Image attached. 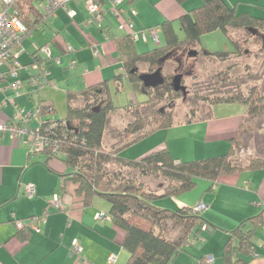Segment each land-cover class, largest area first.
<instances>
[{
	"label": "trees",
	"instance_id": "16d2710c",
	"mask_svg": "<svg viewBox=\"0 0 264 264\" xmlns=\"http://www.w3.org/2000/svg\"><path fill=\"white\" fill-rule=\"evenodd\" d=\"M44 1L13 0L9 4L10 11L15 12L27 27L23 39L36 28H43L47 16L55 12L56 9L48 14L44 10L47 5H43ZM78 1L84 4L82 0ZM127 1L131 2V0ZM176 1L183 3L186 0ZM107 24L101 27L95 25L103 33V30L109 26ZM176 24L183 31V38L176 31ZM77 27L85 38V44L92 46L93 41L88 32L82 26ZM160 27L164 44L160 41L155 47L144 52H139L135 42L126 34L114 39L123 68V71L114 78L116 87L120 89L126 80L132 92L147 95L144 101L137 103L131 101L126 106L127 109L134 108L132 112L134 118L123 127L121 147L109 150L104 145L109 116L117 110L112 102L108 83L78 91H67L68 109L64 118L54 117L56 111L54 103L49 104L47 99L42 98L38 100L42 107L38 124L49 144L37 154L44 156L42 163L49 171L60 177L62 182L60 192L67 191V185L70 182L75 186L74 194L84 205H92L97 197L109 203L112 221L123 230L121 245L129 254L125 264H171L176 256L186 249V246L191 245L189 243L191 235L197 237L204 227L212 228L202 212L194 211L193 207L185 206L176 211H170L155 206L153 201L156 198L174 197L187 192L196 185L198 179L205 178L215 182L225 175L241 171L264 170V155H251L246 159L238 156L243 136L249 131L248 118L259 114L264 115V91L258 84L248 90L247 94H226L223 95L225 97L217 95L209 100L206 96L202 99L209 103L210 107L220 102L236 101L242 102L246 107L239 131L229 140L227 153L202 159L179 160L167 147H163L138 159L118 155L120 148L141 140L157 129L170 128L176 124L173 109L165 111L164 108H152L149 110L152 116L150 120L147 112H142L140 106L151 104L155 99L159 101L172 98L167 101H174L173 96L179 99L183 95L181 91L174 89L172 83L175 77H179L181 85H184L185 77L193 72L192 70L187 72L184 69L186 68L185 50L195 51L194 57L197 60L204 57L208 61L216 60L219 63L238 58L243 52L241 41L236 37L237 32L246 31L249 35L258 31L264 32V16L258 17L250 13L239 14L225 0H202L200 6L192 8L174 20L166 19ZM218 29L231 40L232 50L211 52L204 50L201 46L202 36ZM189 55L191 56L190 53ZM53 59L54 57L51 56L44 57L40 49L36 48L31 52V60L28 64L42 63L49 69ZM170 65H174L175 68L172 69ZM236 65L232 63L227 68L232 70ZM159 68H161L164 83L156 87H145L140 75L152 73ZM218 76L224 82L229 81L227 74L219 73ZM19 77L27 80L28 75L25 76L22 73ZM3 80L0 81L4 82ZM12 80L13 78L7 79L8 82ZM185 87L187 92L192 90L190 87ZM6 92L9 96V92L13 91ZM36 92L38 91L30 90V96ZM2 98H4L3 95L0 100ZM197 112H199L198 108H192L188 112L190 117L184 121L195 122L206 119V117L198 116ZM57 145L58 148L54 151ZM31 158L32 156L28 154L29 164ZM54 159H59L72 170L68 173L55 171L51 166V161ZM111 162L119 165L117 169L109 167ZM120 167L126 169V173L123 171H120L121 174L118 173ZM143 177L157 180L155 189L150 188L142 179ZM35 216L40 215L14 219L13 225L16 226L17 220L26 222ZM169 221H174L182 229L176 238H168L163 233ZM260 228H264V208L230 231L223 248L224 264H245L244 260L236 257L235 254L236 252L249 254L255 250V236ZM16 229L20 232L32 231L26 228ZM196 240L199 238L197 237ZM197 264H205L204 257L197 258Z\"/></svg>",
	"mask_w": 264,
	"mask_h": 264
},
{
	"label": "crops",
	"instance_id": "0c3cea01",
	"mask_svg": "<svg viewBox=\"0 0 264 264\" xmlns=\"http://www.w3.org/2000/svg\"><path fill=\"white\" fill-rule=\"evenodd\" d=\"M57 1L65 2L66 6L74 9L76 13L71 17L66 9L60 6L46 18L48 21L45 26L53 25L50 26L52 46L49 48V56L59 59L60 64L54 62L57 65L53 63L55 66H49L50 80L53 85L44 88L47 98H43L52 100L55 109L56 104L61 102V106L64 104L67 112V91H78L106 83L110 86L114 78L123 71L113 39V36L119 37L122 33L114 28L113 20L107 17L106 23L111 30V38L107 39L95 24L85 26L88 13L84 4L79 3L78 0ZM225 1L239 14L250 13L258 17L264 16V0ZM47 3L48 0H45L43 5ZM201 4L202 0H186L183 3H178L176 0H131V2L124 0L122 6L127 15H131V10L135 9L136 14L133 19L135 27L139 29L160 26L166 19L174 20ZM51 18H53L52 23L49 22ZM71 20L77 26H84L93 43L96 44L98 55L94 52L91 54L93 46L85 44L84 36ZM255 35L264 38V32H255ZM45 44L47 42H43L42 45ZM143 44L147 43L143 42ZM67 45L73 47L72 52L65 51ZM34 50L29 53L30 60L31 52ZM71 63L72 67L77 65V69L70 70L77 75H68L63 79L68 82L63 84L65 88L58 86L57 76L61 65L70 66ZM30 94L29 91L27 95L29 100L34 101L35 94L31 96ZM55 97H58V101ZM225 104L227 103L222 102L211 106L213 109L208 107L209 116L204 120L157 129L137 142L159 130H164L166 132L163 136L166 138L164 147H167L179 160L202 159L224 154L229 149V140L239 131L246 112L243 110L239 114H225L226 112L222 111ZM9 114L10 110H0V121H4ZM54 117L57 118L55 114ZM187 126H200V129L194 136L189 137L180 132ZM173 131L176 132L173 133ZM182 138L191 142L188 148L179 147ZM114 145L121 147L120 139ZM122 149L120 148L118 152ZM151 149L153 148L147 146L141 153H147ZM28 161V152L26 153V149L21 146V142L11 137L9 132L1 133L0 131V203H2L0 206V264H125L129 254L121 245L123 230L112 220H100L96 217L99 211L109 213L108 205L105 206L99 197L92 205H84L73 192L75 186L71 185L68 190L67 185V191L60 192L59 189L62 208L55 207L50 196L56 192L58 184H61L60 177L57 174L53 175L54 173L40 165H34L37 174L25 173L21 177V171L30 166ZM51 166L55 171H65L61 170L58 164ZM29 183L34 184L35 192L31 198L25 199L24 196H28L26 186ZM195 188L200 189L194 197H187L188 193L184 192L172 197V201H160L158 205H155L162 209L176 211L185 206L194 207L201 201L206 203V208L201 212L212 228L203 230L200 233L201 241L191 243L176 256L171 264H197V258L205 259L208 255L214 257V264H224L223 248L230 231L264 208V170L241 171L225 175L215 182L205 178L198 179L192 189ZM65 193L67 194L64 195ZM159 198L154 201H159ZM42 214H45L47 222L40 224L42 230L40 232H20L13 225L14 219H25ZM172 222L174 221L168 222L169 229L163 233L176 238L180 234L181 227ZM74 241L82 248L81 254L72 250ZM255 245L256 248L252 253L236 252L235 256L242 258L245 264H264V228L257 230ZM111 254L116 255V261L109 259Z\"/></svg>",
	"mask_w": 264,
	"mask_h": 264
},
{
	"label": "rangeland",
	"instance_id": "374dc122",
	"mask_svg": "<svg viewBox=\"0 0 264 264\" xmlns=\"http://www.w3.org/2000/svg\"><path fill=\"white\" fill-rule=\"evenodd\" d=\"M52 21H53V18L49 19V22L52 23ZM113 25H114V28L117 30L118 24L116 20H113ZM50 26H53V25H47V26H44L43 28L38 27L30 35H28L22 40V44H23L22 53L18 61L21 64H25L24 66L27 65V67H24V71H23V74H25V76L28 74L37 73V69H35L32 65L28 64V62L30 61V56H29L30 51L34 50L35 48L41 47L43 42H47L46 45H48L49 47L52 46ZM139 29H142V28H139ZM175 29L179 33L180 37L183 38L184 33L180 29V26L178 24L175 26ZM236 37L239 38L241 41L243 53L238 58H234L231 60L221 61L219 63L216 60H213L214 62L208 61L204 57L201 58V60H197L195 59L194 55L192 54L191 56L189 55L190 53L189 50H185L184 58L186 60V63H185L186 68L184 69H186L187 72H189L190 70H192L193 72L191 74L192 76L189 75L185 77V81L183 84L184 86L192 88V90L188 91L186 95H181L179 99L173 96L174 101H167V100H172V98H168V99L164 98L163 100H159V101L155 99L154 102L151 104H148L146 106L141 105L140 108L142 112L146 111L147 114L149 115V119L151 120L152 116L150 115L149 110H151L152 108L153 109L164 108L165 111H168L169 109H173L174 111L173 114L175 115V121H177L176 124L188 123V122H185L184 120H187V118L190 117L189 116L190 114L188 112H190L192 108L199 109V112H197L198 116H201V117L203 116L204 118L205 117L207 118L209 116L207 108L209 107L211 109L216 104L210 107L209 103L204 102L202 100L206 96L208 97V100H209L212 97H216L217 95H221V96L226 95V94L227 95L229 94L237 95L240 93L247 94L248 90H250L253 86L257 84L261 85V89L264 91V51H263L264 50L263 48L264 38H261L255 34L249 35L247 34L246 31L237 32ZM160 41H161V44H164V38L162 36V33L160 34ZM135 43H136L137 49L140 52L149 50L157 45V43H155L152 40L145 42L147 44H143V42L141 41H137ZM201 46L204 48V50H209L211 52L233 49V44L231 40L220 29L211 31L203 35L201 38ZM92 53H93V50L91 54ZM64 57L66 58V56ZM59 63H60V60H59ZM232 63H236L237 64L236 67L232 70H228L227 66ZM51 65L52 67L55 66L54 64H51ZM66 66H68V64H66ZM66 66L61 65L60 72L58 73V76H57L58 77L57 85L63 88L66 87L63 84L68 83V82L63 81V79L67 78L66 76L68 75H74V76L77 75L76 72H71L70 70H75L78 68L77 65L72 67L73 66L72 63L70 66L68 67ZM169 67H171L172 69L175 68L174 65H170ZM219 73L229 75V81L224 82V80L220 79L218 76ZM18 80L20 82V93L16 94L15 92H9V96L13 97L14 103H9L5 107L0 108V110H4V109L7 111L10 110V114L6 115V117L4 118L5 120H12L18 109L19 110L23 109L25 112H28L29 110L33 109L36 105H38L37 101L39 99L40 91L36 92V94L33 96L34 101H31L29 100L27 95L30 90H33V87L30 86L27 80H22V79H18ZM8 83L9 82L5 80L4 82H1V86L7 85ZM109 88H110V96H111L112 102L117 107V110L111 113L109 116V120H108L107 127H106V132L104 136V145L109 150H113L115 148H118L117 146L114 145V143L118 142L119 139L122 143L123 127L125 126L127 122L131 121L134 118V114H132L134 108L127 109L126 106L131 101H133L134 103L144 101L147 98V95L141 92H132L129 86V83L126 80L124 81V84L121 86L120 89L116 87L114 82L110 83ZM44 91H41L42 99L47 98L46 89ZM1 97L2 95H0V98ZM55 100L58 101V97H55ZM47 101H48L47 103H53V101L50 99H47ZM243 110H246L245 105L242 102H238V103L225 104L224 110L222 111L226 112L225 114L234 115V114L241 113ZM223 112L221 114H223ZM54 114L57 118H64L66 115L65 105L63 104L61 106V102H58L56 104V111ZM2 122L3 121H0V125ZM247 124L249 125L248 126L249 131L246 132L247 134L246 133L244 134L243 140H242V147L238 149V152H239L238 156L241 159H246L248 156L256 155V154L264 155V115L259 114V115L254 116L253 118L249 117L247 120ZM198 129H200V126H193V127L187 126L186 128H183L182 130H180V132L186 134L189 137H192L197 133ZM175 132L176 131H173V133ZM1 133L3 132L1 131ZM164 133H166L164 130H159L153 133L151 136L146 137L140 142H136L127 147H124L122 150H120V152H118V155H120L121 157L138 159L154 150L163 148L165 146V140H166V138L163 137ZM190 133L192 134L190 135ZM168 136L170 138L171 132L169 133ZM20 142H21V146H23L26 149V153H27L29 151V147L24 143L23 140H21ZM190 143L191 142H187L183 139L179 147L188 148ZM147 146H150L153 149H151L147 153L142 154L141 151L144 150ZM43 161H44V156H40L38 154H36L35 156H32V158L30 159L29 167H31L32 165L33 166L31 167V169L29 167L24 168L21 171V177H23L25 173H27L28 175L37 174V171L34 165H40L42 167H45L46 170H48V168L42 163ZM54 164H58L61 167L60 169L65 170L67 173L72 170L71 167L66 166L59 159L52 160L51 165H54ZM118 166L119 165L115 164L114 162H111L109 164V167H113V169H117ZM118 170H119L118 173H120V171H123V173H126V169L122 167H120ZM55 174L56 173H54L53 175ZM142 179L146 181V184H148L150 188L152 187V189H155L157 185V180L152 179L151 177H143ZM61 185H62V182L61 184L60 183L58 184V188L56 189V192L51 194L50 196L51 198H53L54 194L61 196L59 192ZM71 185L73 184L69 182L68 190H69V187H71ZM199 189L200 188L198 189L195 188V189H192L186 192L188 193L186 194L187 197H194L195 194L199 193ZM66 194L67 193H65L64 195ZM24 197H26L25 199L29 198L28 196H24ZM171 198L172 196H169L168 198H159L158 199L159 201L157 202L153 201V204L158 205L157 203H160V201H165V200L172 201ZM100 199H101L100 201L105 206L108 205L107 209L110 208V205L106 200H104L103 198H100ZM227 205H231V204H227ZM172 223L175 224V222H172ZM168 226L164 227L163 230L165 232L169 229ZM26 229H29V228H26ZM205 229H207V227H204L201 230V232ZM165 236L168 238H173V237H169L166 234ZM197 237L199 238V241H201V234H199ZM197 237H194L191 235L190 238L192 240H195ZM79 253L80 254L82 253V248Z\"/></svg>",
	"mask_w": 264,
	"mask_h": 264
},
{
	"label": "built area",
	"instance_id": "2783aa9c",
	"mask_svg": "<svg viewBox=\"0 0 264 264\" xmlns=\"http://www.w3.org/2000/svg\"><path fill=\"white\" fill-rule=\"evenodd\" d=\"M12 0H0V80L13 78L12 82L7 85H0V95L4 98L0 100V107H5L9 103H14L13 97L7 94L8 91H13L16 94L20 93V82L18 79L20 74L24 71V66L19 63L18 59L22 52L21 42L23 35L25 34L27 27L20 21L15 12L10 11L9 4ZM68 1V0H67ZM88 13V20L85 22V26L96 24L98 27L106 25V19L109 17L111 20H116L118 24V30L122 35L126 34L134 42L143 41L148 42L149 40L155 43H160L161 27H148L142 29H136L133 16L136 14L135 9L131 10V15H127L125 9L122 6L123 0H82ZM63 7L68 11L70 16L75 15V11L66 6L65 2H59L57 0H48L45 6V11L48 14L54 12L57 7ZM84 27V26H83ZM110 27H106L103 30V35L107 38H111ZM117 36H113L116 39ZM94 54L98 55L99 52L96 48V44L93 43ZM50 47L48 45H42L37 49H40V53L44 56L49 57ZM65 51L72 52L73 47L67 45ZM53 62L60 64L59 59H53ZM37 69L36 74H28L27 82L33 87V90L38 92L43 91L44 88L53 85L51 78H49V69L42 63H35L32 65ZM3 80V81H5ZM2 82V81H0ZM41 94H39L40 96ZM13 99V100H12ZM51 104V103H49ZM41 105L38 103L33 109L25 112L23 109H18L12 120H4L0 125V131L9 132L12 137L18 140H23L24 143L29 147L28 154L35 156L37 152L49 144L47 137L39 128V115L41 112ZM58 145L54 147V151L57 150ZM26 192L29 197H32L35 192L34 184L29 183L26 186ZM52 204L57 208H62L63 203L61 197L54 194L52 198ZM206 208V203L199 202L193 207L196 212H201ZM97 219L100 220H112V216L109 213L100 211L96 214ZM47 219L45 215L35 216L28 219V221L17 220L16 228H29L32 231L40 232L41 223H46ZM195 240L189 238V243H195ZM72 250L80 252L81 247L76 241H74ZM80 254V253H79ZM109 259L116 261V255L111 254ZM87 262V260L85 259ZM205 264H214V257L208 255L204 259Z\"/></svg>",
	"mask_w": 264,
	"mask_h": 264
},
{
	"label": "water",
	"instance_id": "95a60500",
	"mask_svg": "<svg viewBox=\"0 0 264 264\" xmlns=\"http://www.w3.org/2000/svg\"><path fill=\"white\" fill-rule=\"evenodd\" d=\"M140 78L145 87H156L164 83L161 68L152 73H143L140 75ZM172 85L176 91H181L183 95L187 94V88L181 85L179 77L174 78Z\"/></svg>",
	"mask_w": 264,
	"mask_h": 264
},
{
	"label": "flooded vegetation",
	"instance_id": "af4514ba",
	"mask_svg": "<svg viewBox=\"0 0 264 264\" xmlns=\"http://www.w3.org/2000/svg\"><path fill=\"white\" fill-rule=\"evenodd\" d=\"M190 54L195 55V51H191Z\"/></svg>",
	"mask_w": 264,
	"mask_h": 264
}]
</instances>
